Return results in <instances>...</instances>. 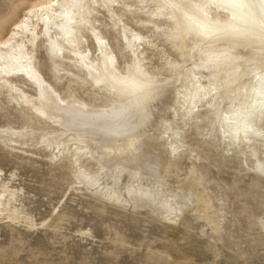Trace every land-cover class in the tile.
I'll return each mask as SVG.
<instances>
[{
  "label": "bare ground",
  "instance_id": "obj_1",
  "mask_svg": "<svg viewBox=\"0 0 264 264\" xmlns=\"http://www.w3.org/2000/svg\"><path fill=\"white\" fill-rule=\"evenodd\" d=\"M52 2L11 0L0 12L3 153L19 164L44 162L51 172L68 171L70 196L146 215L172 233L194 229L212 210L218 219V224L213 222L215 232L226 230L229 220L223 213H234L230 193L237 191L236 200L246 193L236 180L220 177L222 167L243 173L252 187L264 183V171L256 170L264 164V136L249 132L245 139L241 132L239 138L225 140L224 126L218 122L221 112L246 115L245 108L255 104L257 111L248 119L256 132L264 131V116L259 113L264 97L258 95V77H264L260 43L256 36L205 37L196 32L170 41L167 33L177 26L183 29L190 23L188 17L220 27L233 11L247 10L229 9L226 0H192L209 5L202 10L173 0L180 7L159 14L156 0H116L110 7L102 6L105 0H82V10L70 6L74 0H59L57 8L40 11ZM24 24L26 28H17ZM205 51L227 52L233 59L209 72L200 66ZM109 56L121 75L140 63L158 83H168L160 84L161 91L142 105L132 96L97 93L94 79L105 72L106 64L112 67ZM169 62L179 67L170 69ZM195 84L212 89L207 99H189ZM73 103L84 105L81 112L87 115H69L65 109ZM106 109L111 112L107 121L111 134L81 126L92 113ZM14 178L15 173L6 175L0 169V221L36 228V221L20 207L22 191L12 185ZM212 185H224L225 198L215 197ZM221 205L223 213L216 211ZM248 208L245 202L239 214ZM66 217L57 214L49 227L60 230ZM250 225L264 238V214ZM164 257L170 264L171 255L166 252Z\"/></svg>",
  "mask_w": 264,
  "mask_h": 264
},
{
  "label": "rangeland",
  "instance_id": "obj_2",
  "mask_svg": "<svg viewBox=\"0 0 264 264\" xmlns=\"http://www.w3.org/2000/svg\"><path fill=\"white\" fill-rule=\"evenodd\" d=\"M10 2L0 0V12ZM217 159L221 165L222 158ZM18 162L0 148V169L6 175L15 173L12 185L22 191L20 207L38 226L0 221V264H167L166 252L172 257L170 264H264V238L250 225L264 214V183L252 187L249 177L234 168L222 167L220 177L236 180L246 196L236 200L237 191L230 193L233 214L225 213L223 205L216 210L228 218V232H215L213 222L218 224V219L212 210L211 217L196 222L194 229L172 233L146 215L118 211L81 195L70 196L68 171L51 172L44 162L34 166ZM211 189L219 200L225 198L224 185ZM245 202L249 208L239 214ZM61 213L67 217L60 230L53 231L51 220Z\"/></svg>",
  "mask_w": 264,
  "mask_h": 264
},
{
  "label": "snow or ice",
  "instance_id": "obj_3",
  "mask_svg": "<svg viewBox=\"0 0 264 264\" xmlns=\"http://www.w3.org/2000/svg\"><path fill=\"white\" fill-rule=\"evenodd\" d=\"M115 2L116 0H105V3L102 6L110 7L111 4ZM185 3L186 6L199 8L201 10L203 7L209 6L207 3L203 5L193 3L192 0H185ZM58 5L59 0H53L51 4H47L44 7H41L40 11L43 12L45 7L57 8ZM70 6L80 10L84 8L82 0H74V2ZM218 6L224 5L222 3ZM155 7L158 10L157 14H159L167 8H179L180 4L173 2V0H156ZM226 7L233 10L246 9L247 11H233L231 18L226 20L224 25L220 27H217L215 25L210 26L204 21L198 22L194 17H188L187 19L190 23L183 27V29L177 26L169 30V32L167 33L169 36V40L180 41L185 38L186 35L191 34L192 32H196L197 35L205 37L218 36L220 34H223L224 36L244 38L256 36L260 43L261 65L262 67H264V0H226ZM205 15H207V13H205ZM168 18L173 19V17ZM237 20L240 21V24L235 23V21ZM192 24H195L196 27H192ZM26 27L27 24L17 25V28ZM65 31H67V29H65ZM3 46L8 47V45L6 44ZM52 47L55 49L56 45L53 43ZM202 55L203 59L201 60L200 66L213 73L219 70L224 61H232L233 59V57L227 52H223L217 55L212 52L205 51L202 53ZM107 60L108 63L112 65V67L108 68L106 64L105 72L103 74H97L94 79L93 86L95 87L97 93L112 94L113 96H132L135 98V100L133 101L134 103L142 105L148 100L153 99L155 95L161 91L160 84L168 83L167 80H163L158 83L157 78L149 76L140 63H134L130 65L126 70L127 74L121 75L120 73L115 71V59L109 56ZM177 67L179 66L169 62L170 69H175ZM238 71V69L235 70L236 74H238ZM258 80L260 81L258 95L264 97V77H258ZM144 83L154 85V87L148 88L146 90L143 86ZM195 88L196 91L189 98L192 101H195L197 99H207L208 95H210L212 91V89H202L198 84H195ZM105 98L110 99V97L107 96ZM59 103H64V101H59ZM84 107V105H79V107H77L76 104L73 103L70 104L68 109H65V111H68L69 115L73 117H80L83 115H87L81 112V109H83ZM209 107H212L211 103L209 104ZM194 109L195 103H193L192 105V110ZM256 111V105L251 104L248 105L247 108H245L246 115L242 114L239 111L233 112L231 116L225 115L223 112H221L218 122L220 125L224 126L225 140H228L229 138L235 140L239 138L241 132L244 133L245 139L247 138L249 132H253L255 135L264 136V131L256 132L251 127L250 120L248 119L249 117L254 116ZM259 113L261 116H264V100H262L260 103ZM110 115L111 112L108 109L104 111L94 112L91 114L90 119L87 122H83L81 126L85 128L99 127L104 131L106 135H109L111 134V129L107 126V121ZM242 115L243 119H241ZM256 170L264 171V164L257 165ZM6 171L10 172L11 170ZM78 175H81V173L78 172ZM84 235H87V233H85Z\"/></svg>",
  "mask_w": 264,
  "mask_h": 264
},
{
  "label": "clouds",
  "instance_id": "obj_4",
  "mask_svg": "<svg viewBox=\"0 0 264 264\" xmlns=\"http://www.w3.org/2000/svg\"><path fill=\"white\" fill-rule=\"evenodd\" d=\"M144 88L147 90L148 88L154 87V85L148 84V83H144L143 84Z\"/></svg>",
  "mask_w": 264,
  "mask_h": 264
}]
</instances>
